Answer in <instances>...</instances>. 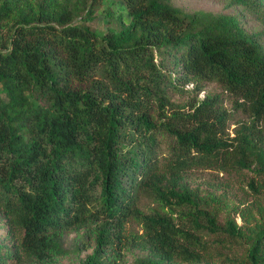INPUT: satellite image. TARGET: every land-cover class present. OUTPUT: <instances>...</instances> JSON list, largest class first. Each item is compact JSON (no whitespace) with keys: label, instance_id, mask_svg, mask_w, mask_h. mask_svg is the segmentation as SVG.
Instances as JSON below:
<instances>
[{"label":"trees","instance_id":"obj_1","mask_svg":"<svg viewBox=\"0 0 264 264\" xmlns=\"http://www.w3.org/2000/svg\"><path fill=\"white\" fill-rule=\"evenodd\" d=\"M229 1L264 17V0ZM98 15L104 26L94 28ZM263 34L238 15L172 0H0V264H56L69 231L94 238L80 264H116L136 242L145 253L130 264H201L219 242L207 235L239 236L180 176L249 169L264 189ZM213 81L252 116L231 140L214 99L188 110L173 101L186 83ZM141 195L191 230L142 212ZM259 214L233 264H264V206ZM130 219L144 225L139 240L123 233Z\"/></svg>","mask_w":264,"mask_h":264},{"label":"rangeland","instance_id":"obj_2","mask_svg":"<svg viewBox=\"0 0 264 264\" xmlns=\"http://www.w3.org/2000/svg\"><path fill=\"white\" fill-rule=\"evenodd\" d=\"M172 3L186 12L206 11L238 15L247 28L264 32V17L247 13L241 7L230 5L229 0H172ZM104 22V19L98 15L92 26L94 28L102 27ZM260 37L264 42V34ZM185 89L183 94L173 96V101L177 106L188 110L190 104L210 98L214 99L218 106L227 110V128L224 134L226 140H231L236 136L241 124H250L252 121V116L247 108L244 109L242 105H239L238 99L216 81L200 84L189 82L186 83ZM163 155L165 156L164 162L171 158L168 145L163 146ZM253 179L255 184L250 186ZM259 180L249 169L235 170L221 167H192L180 176L181 184L197 191L204 206L217 215L220 226L226 228L228 221L232 220L240 227V234L237 237L230 236L225 232L207 235L206 239L216 240L215 242L219 241L220 243L211 246L210 253L212 252V255L207 254L201 264H233V260H240L244 255L247 248L246 238L253 231L260 217L259 210L264 206V189H262ZM138 206L146 214L158 211L173 215L178 225L191 230L188 218L178 211L172 213L170 207L163 206L153 197L141 195ZM0 222H4V220L0 219ZM4 228L2 229L4 230ZM1 232L0 241H3L4 233ZM144 232V225L138 219L126 221L123 229V233L129 239L135 240H139ZM4 242L9 246L12 245L10 239H6ZM62 242L64 247L69 250V254L61 257L56 264H80L88 254L93 252L95 244L94 238L86 235L84 230L65 233ZM144 253L138 242L133 243L130 249L122 248V253L115 257L116 264H130ZM10 264L35 263L22 257L18 262L11 261Z\"/></svg>","mask_w":264,"mask_h":264}]
</instances>
